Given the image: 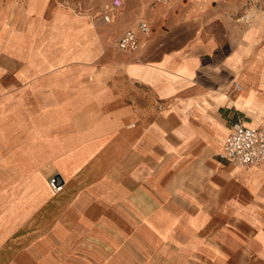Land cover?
<instances>
[{"label":"crops","instance_id":"crops-1","mask_svg":"<svg viewBox=\"0 0 264 264\" xmlns=\"http://www.w3.org/2000/svg\"><path fill=\"white\" fill-rule=\"evenodd\" d=\"M58 6L0 0V264H264V162L220 157L232 122L264 125V102L197 78L220 41L150 63L109 54L97 72L106 27ZM234 50L216 58L231 83ZM51 172L72 191L57 195ZM46 206L44 236L16 242Z\"/></svg>","mask_w":264,"mask_h":264},{"label":"rangeland","instance_id":"rangeland-1","mask_svg":"<svg viewBox=\"0 0 264 264\" xmlns=\"http://www.w3.org/2000/svg\"><path fill=\"white\" fill-rule=\"evenodd\" d=\"M120 1L121 5L112 10L111 20L105 22L104 15L111 9L112 0H51V5L68 7L69 10H64L58 6L56 10L58 8L63 11V16L69 22L73 21L71 16L79 18V13H84L97 29L106 27L107 33L99 50V55H97V72L102 70L107 62L105 57L109 54L113 58L126 59L131 57L115 47V40L122 30L133 25L136 26L137 21L140 19H146L152 26L149 42L142 53L133 56L140 58L144 63H150L146 61L158 59L164 52L183 47L198 35L200 38L216 37L220 41L219 47L215 50L217 55L203 57V65L199 68V77L197 78L208 80L213 84L217 83V87L221 89L228 90L232 88L234 90V81L231 83L233 79L232 72L225 64L218 66L216 58H223L237 47V50L235 49L227 59V64L234 72V80L241 84L244 80L252 81V77H249L252 74H257L262 83L259 97L245 109L254 107L258 101L262 100L264 102V0H171L166 6L156 5L153 0ZM192 4L199 6L192 7ZM168 7L170 8L168 9ZM124 24L126 26L121 28ZM196 42L202 41L196 40L190 43L185 50L186 52L183 51L177 54L198 52V50L190 48ZM189 48L190 50L187 51ZM119 66H121L119 62H116L113 64L112 70L114 71L116 68L118 70ZM97 79L100 81L97 80V84H103L102 77H97ZM229 84L231 88H228ZM220 92L221 90L215 94L216 100ZM223 94L226 95V92H223ZM237 94L238 92H235L233 96ZM164 106L165 102L162 101L161 107ZM259 119V117L254 118L256 123ZM218 126H221V124L216 122L215 129ZM260 127L264 129V125H260ZM224 140L225 137L222 142ZM222 142H220L221 146ZM53 173L47 175L48 181L55 175ZM71 191V187L65 186L57 195H67ZM54 214L55 212L47 206L37 208L22 232L14 237L15 241L25 242L28 240L27 242L34 243L40 240L44 236V230L51 225L49 219ZM75 255L79 259H86L89 256L83 249L77 251Z\"/></svg>","mask_w":264,"mask_h":264},{"label":"built area","instance_id":"built-area-1","mask_svg":"<svg viewBox=\"0 0 264 264\" xmlns=\"http://www.w3.org/2000/svg\"><path fill=\"white\" fill-rule=\"evenodd\" d=\"M170 0H153V3L167 4ZM121 5L120 0H112L111 9L104 15V21L111 20L112 10ZM151 33L150 22L146 19L137 21L135 27L122 31L115 40V47L122 53L133 55L142 51ZM235 90L241 86L233 83ZM220 157L229 163L239 167L258 165L264 162V129L261 127H248L239 121L231 123L224 148ZM58 175V174H57ZM56 174L50 178V185L53 189L61 187Z\"/></svg>","mask_w":264,"mask_h":264},{"label":"bare ground","instance_id":"bare-ground-1","mask_svg":"<svg viewBox=\"0 0 264 264\" xmlns=\"http://www.w3.org/2000/svg\"><path fill=\"white\" fill-rule=\"evenodd\" d=\"M131 27H135V25L131 26ZM148 42V41H147ZM237 50V49H236ZM142 53V51L136 53V54H140ZM135 55V54H133ZM245 61V60H244ZM243 64V63H242ZM148 68V67H147ZM146 68V70H147ZM243 68V67H242ZM242 70V69H241ZM246 70V69H245ZM157 75V74H156ZM150 80V79H149ZM230 85V84H229ZM241 86V89L238 90V96L235 97V99H230L233 102H235L237 105L239 106H243L246 107L248 106L249 103H251L254 99H256L257 97H259L260 95V87L262 86V83L260 82L258 76H253L252 77V81L249 83H244L242 82L241 84H239ZM226 94H229V92H226ZM253 127V126H251ZM34 139V138H33ZM37 141V140H36ZM17 160V159H16ZM34 162V161H33ZM33 167V166H32ZM58 176V175H57ZM58 181L60 182L61 187L59 189H53V187L51 186V188L54 191H60L63 187V179L58 176ZM50 184V182H49Z\"/></svg>","mask_w":264,"mask_h":264}]
</instances>
